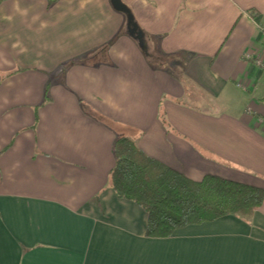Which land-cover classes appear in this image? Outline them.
<instances>
[{
  "label": "crops",
  "instance_id": "0c3cea01",
  "mask_svg": "<svg viewBox=\"0 0 264 264\" xmlns=\"http://www.w3.org/2000/svg\"><path fill=\"white\" fill-rule=\"evenodd\" d=\"M122 1L144 51L110 0H0V264H264V199L156 238L109 185L129 133L264 188V0Z\"/></svg>",
  "mask_w": 264,
  "mask_h": 264
},
{
  "label": "trees",
  "instance_id": "16d2710c",
  "mask_svg": "<svg viewBox=\"0 0 264 264\" xmlns=\"http://www.w3.org/2000/svg\"><path fill=\"white\" fill-rule=\"evenodd\" d=\"M49 85L44 89L45 98ZM112 153L115 163L109 185L118 198L131 200L146 212L147 237H170L177 229L227 215L249 218L264 199L262 187L211 174L191 179L146 154L129 133L116 136Z\"/></svg>",
  "mask_w": 264,
  "mask_h": 264
},
{
  "label": "water",
  "instance_id": "95a60500",
  "mask_svg": "<svg viewBox=\"0 0 264 264\" xmlns=\"http://www.w3.org/2000/svg\"><path fill=\"white\" fill-rule=\"evenodd\" d=\"M112 8L122 13L125 17L124 32L137 42L138 47L144 51L143 37L144 32L135 20L134 14L122 0H110Z\"/></svg>",
  "mask_w": 264,
  "mask_h": 264
},
{
  "label": "rangeland",
  "instance_id": "374dc122",
  "mask_svg": "<svg viewBox=\"0 0 264 264\" xmlns=\"http://www.w3.org/2000/svg\"><path fill=\"white\" fill-rule=\"evenodd\" d=\"M237 85H238V84H237ZM244 86H246V85H244ZM103 119H104L107 123L112 124V121H110L109 119H106V118H104V117H103ZM263 124H264V120H263Z\"/></svg>",
  "mask_w": 264,
  "mask_h": 264
}]
</instances>
